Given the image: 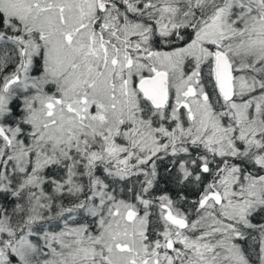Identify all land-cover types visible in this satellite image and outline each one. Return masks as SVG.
I'll use <instances>...</instances> for the list:
<instances>
[{
  "label": "snow or ice",
  "instance_id": "6c2138e0",
  "mask_svg": "<svg viewBox=\"0 0 264 264\" xmlns=\"http://www.w3.org/2000/svg\"><path fill=\"white\" fill-rule=\"evenodd\" d=\"M0 264H264V0H0Z\"/></svg>",
  "mask_w": 264,
  "mask_h": 264
}]
</instances>
